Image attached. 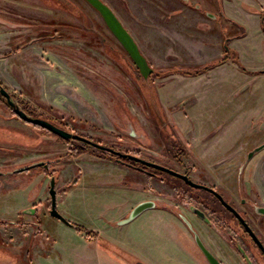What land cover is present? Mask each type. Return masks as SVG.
I'll return each instance as SVG.
<instances>
[{
	"label": "rangeland",
	"instance_id": "obj_1",
	"mask_svg": "<svg viewBox=\"0 0 264 264\" xmlns=\"http://www.w3.org/2000/svg\"><path fill=\"white\" fill-rule=\"evenodd\" d=\"M104 1L148 59V78L86 0H0V85L30 116L174 169L173 155L188 159L193 177L227 195L264 242V215L255 211L264 204V149L248 157L264 143V71L257 72L264 70V0H198L202 30L191 16L196 10L174 16L157 13L150 0ZM219 11L220 20L211 21ZM224 37L239 63L229 57L231 63L194 74L221 56ZM76 145L84 144L19 118L0 93V264H170L171 245L180 248L166 243L159 220L122 224L120 214L152 197V186L159 196L176 188L169 181H182L155 183L100 159L93 147L69 153ZM48 160L51 170L13 172ZM51 174L60 211L89 230L50 215ZM220 212H210L209 224L198 220L206 245L228 264H248L236 243L250 264H264L231 215ZM110 234L131 248L123 253ZM194 254L190 246L186 256Z\"/></svg>",
	"mask_w": 264,
	"mask_h": 264
},
{
	"label": "flooded vegetation",
	"instance_id": "obj_2",
	"mask_svg": "<svg viewBox=\"0 0 264 264\" xmlns=\"http://www.w3.org/2000/svg\"><path fill=\"white\" fill-rule=\"evenodd\" d=\"M185 1L186 2H183V1L182 2L184 4L186 3V5H188L192 9L198 11L200 13V15L205 20L206 14L203 11V8H205L203 2L200 3L198 0L194 1V2L193 1L191 2V0H185ZM222 9H223V14H224V7ZM219 13H220V11L217 12V14H215V16L212 15L211 17L210 16H207V17L208 18L210 17L211 21H218V20H220ZM258 17L260 19L261 27L264 31V10L260 11V13L258 14ZM228 20H231V19H228ZM231 21H233V20H231ZM240 26H242V25H240ZM200 30H202V28ZM214 33H216V32L214 31ZM218 33H219V31H218ZM243 34H245V32L243 33L241 31V33H236L235 38L241 37ZM230 41H231V38L224 37L223 46H222L223 52H222L221 56L216 58V60H218L222 57L228 56L231 58L230 59V60H232L231 62H236V58H238V56H237V53L235 51V48H233L229 45ZM233 53H236V56L231 57V54H233ZM227 60L204 70V72L208 71V70H212L216 66L226 64V63H231V62H227ZM212 63L213 62H207L206 64L202 65V67L208 66ZM240 67L242 69V67H244V66H240ZM259 71H264V70H259ZM204 72L198 73L197 75H201ZM15 115H17V114L15 113ZM43 119H45V118H43ZM45 120L51 122L48 119H45ZM51 123H53V122H51ZM54 125H56V124H54ZM36 126H39V125H36ZM56 126L59 128H62L58 125H56ZM39 127L47 130L48 133L51 134V137L54 136L58 139L78 141V142H82L84 144V145L71 146L69 148V153H71V154L75 153V151H79L78 155L81 156L85 153H90L89 148L93 147V148H96V149L101 151L102 157H100V159L106 161L107 163H111L112 165H114L118 168L119 167H121V169L127 168V169H129V170H131L137 174H140V175L143 174V175L149 177V179L155 181V183L156 182L166 183L168 181L167 178H169V179L178 178L182 181V182L169 181L168 182L169 185H172V183H177V185H175L176 188H173L174 186H170L171 188L168 189L165 192V194L158 192V195L161 196L160 198L164 199V203H161L163 201L158 202V200L160 198H159V196H156L157 193L154 194L156 189H155V186H152V188H151L152 190H150V192L153 196L149 197L147 199H143L142 201L139 200L140 202L149 201L152 203V205L150 207H148L147 209H145L144 211H142L140 214H138L131 221H129V222H132L136 218L141 217L144 213H146V211H149V213L146 215L147 217H151L152 219L155 218V221L159 220L161 230H165L166 236L164 239L167 240L166 243L171 245L172 241H174V243H176L178 245V247L180 248L179 250L181 251V252L175 251V248L171 245L172 249L170 251L171 252L170 254H171V260L172 261L170 264H210V262L208 261V259L206 258V256L204 255V253L202 252V250L200 249V247L196 241V235H199V237L201 238L203 243L206 245V243L204 242V238L200 234L199 227H197V224H199V221L206 223V224L211 223L212 219L209 215L210 212L212 214H215L216 212H220V211H224V212L226 211L225 212L226 214L228 213L229 215H231L230 220L233 222L234 226H238L242 230L243 238L249 240L248 243H249L251 249L253 246L254 249L256 250V252L259 253L260 256L264 260V242L261 239L260 235L253 228V226L249 223L246 216H244V214L238 208H236V206L232 203V201L228 198V196L225 195L223 192H221L220 190H217L216 188H214L212 186H209L205 183H202V181L198 180L197 178H194L193 172H190L191 168L188 165V163H189L187 161L188 159H185L184 157H179L176 154L173 155L172 161H173L175 167H177V169H174L172 167H168L167 165H164L162 162L160 163L156 160H151L148 158L146 159L144 157H141L140 154L137 152L136 153L123 152V151L117 149L116 147L105 145V144H102L100 142L94 141L90 137H86V136L81 135L75 131H71V130H67L65 128H62L64 130L72 133L73 135L78 136V137L73 136L71 138H64V137H62V136H60V135H58V134H56V133H54V132H52V131H50V130L42 127V126H39ZM140 159H143V160L164 166L170 170H173L177 173H180L183 176H187L188 179L186 180L185 178H183L181 176L175 175L173 173H170L168 171L156 168V167L151 166V165H147L146 163H143ZM44 162H45V164L42 166H39V167H43L47 171L51 170L52 169L51 168V161L48 160V161H44ZM46 164H48V166H46ZM192 164H195V162L193 161ZM52 176H55V178H56L55 188L57 191V209L59 210L60 213H62L59 209V206H58L59 201H60V193L57 189V184H58L57 181L58 180H57V177L55 174H51L50 175V181H51ZM78 179H79L78 177L75 178V180L72 182V184H73L72 186H74L78 183ZM50 181H49V194H50ZM189 181H192V182L197 183V184L202 185V186H200V187L194 186V185L190 184ZM188 193H190V194L196 193V195L195 196L191 195V197H188ZM204 194H206V196ZM50 197H51V194H50ZM174 197H176V198L174 199ZM189 198H190V202L188 201ZM51 203H52V198H51ZM183 203L185 205H183ZM241 203L244 204L245 199H242ZM136 204H138V201ZM227 204L230 205V207L227 206ZM263 207H264V204L255 206V211L259 214L264 215V213H262L258 210L259 208H263ZM133 209H134V207H132V209H130V210L132 211ZM130 210L125 215H123L122 213L120 214V216H121L120 223L123 224V221L128 218V216L131 213ZM237 214H239V215H237ZM62 215L69 221V224H67L58 218L64 224H66V225H68V226H70V227H72L78 231H82V230H79V228H78L79 226L85 230H89V229H86L85 227H83L81 224L73 221L72 219H68L65 216V214L62 213ZM129 222H127V223H129ZM255 237L258 240H256ZM107 240H109L111 242L121 241L120 242L121 243L120 250L123 253H125L127 250L126 248L129 247L128 244L124 243L125 241H123L121 238H119L118 236H116L114 234H110L109 236H107ZM190 246L193 247V249L195 251V254L190 257L191 260L186 256V254L188 252V248ZM206 247L218 258V260L222 264H228V261H226V259L222 258L219 254H216L215 252H213L207 245H206ZM233 247L241 255L243 253L244 259L246 260V262L248 264H250V261H249L250 259L246 255L245 251L241 248V246L236 244V243H233ZM129 248H131V247H129ZM183 254L185 255V257ZM198 254H201L202 257H200V255H198ZM140 264H142V263H140Z\"/></svg>",
	"mask_w": 264,
	"mask_h": 264
},
{
	"label": "water",
	"instance_id": "obj_3",
	"mask_svg": "<svg viewBox=\"0 0 264 264\" xmlns=\"http://www.w3.org/2000/svg\"><path fill=\"white\" fill-rule=\"evenodd\" d=\"M92 7H94L102 16L105 24L109 28V30L112 32V34L118 39V41L122 44V46L125 48V50L128 52L130 57L133 59L134 63L137 65L140 73L144 78H148L152 73H153V68L151 67L148 59L146 56L142 53L138 43L134 39L133 35L130 33V31L126 28V26L123 24V22L120 20L118 15L115 13V11L104 1V0H86ZM0 93L6 97L7 102L10 106L13 107L15 113L24 121H27L29 123L35 124L42 126L64 138H71L73 136L78 137L76 135H73L72 133L57 127L53 123L40 118V117H33L28 115L24 110L18 109L16 104L12 101L10 93L0 85ZM264 149V143L257 146L254 148L250 154L248 155L249 158H251L254 154L259 152L260 150ZM143 163H146L147 165L154 166L156 168L168 171L170 173H173L175 175L181 176L185 178L186 180L188 179L187 176H183L180 173H177L173 170H170L164 166L140 159ZM44 161H37L34 163H31L29 165L19 167L13 170L14 173H20L35 167H39L44 165ZM48 166V164H46ZM2 174V172H0ZM190 184L194 186H202L197 183H194L192 181H189ZM56 185V178L55 176H52L51 181H50V194L52 198V203H51V209H50V215L56 218L61 219L65 223L69 224V221L62 215V213L59 212L57 209V191L55 188ZM207 188V187H206ZM152 205L151 202L145 201L141 202L138 204L134 209L131 211L130 215L128 216L127 219L123 221V223H127L131 221L133 218H135L138 214H140L142 211L147 209ZM227 206L230 207V205L227 204ZM260 212L264 213V207L258 209ZM239 215V214H237ZM256 240H258L255 237ZM196 241L210 262V264H222L218 258L206 247V245L203 243L199 235H196Z\"/></svg>",
	"mask_w": 264,
	"mask_h": 264
},
{
	"label": "crops",
	"instance_id": "obj_4",
	"mask_svg": "<svg viewBox=\"0 0 264 264\" xmlns=\"http://www.w3.org/2000/svg\"><path fill=\"white\" fill-rule=\"evenodd\" d=\"M186 2L185 0H150V2L152 3V6H154V9L156 10L157 13H161V11H166L168 12L170 15H176L177 13H183L185 11H194V9L190 8L188 5H186V3L184 4L183 2ZM194 2V0H191V2ZM196 1V0H195ZM180 2V3H179ZM144 3V1H143ZM140 4V3H139ZM179 4H181L182 6L180 7ZM141 5V4H140ZM172 5H176L178 6V8L176 9H171L170 11L167 10L165 7L168 6H172ZM110 6V4H109ZM144 6V5H143ZM111 7V6H110ZM167 13V14H168ZM189 15V13H188ZM192 18H194L195 20V27L197 28V26L202 27L204 24V18L200 15V13L198 11H194L193 14H191ZM197 28V30H199L200 28ZM202 33V32H201ZM202 36L204 37V33H202ZM203 44H205L203 42ZM219 49V48H218ZM221 55V54H220ZM227 64V63H226ZM142 201V200H140ZM140 201H138V204L141 203ZM137 202H131V204L128 206L127 210H125L124 212H122L123 215L127 214V212L132 209V207H135ZM131 211V210H130ZM149 213V211H146V213H144L142 216H146ZM72 228V227H71ZM76 230V229H75ZM165 235V230H161ZM165 237V236H164Z\"/></svg>",
	"mask_w": 264,
	"mask_h": 264
},
{
	"label": "trees",
	"instance_id": "obj_5",
	"mask_svg": "<svg viewBox=\"0 0 264 264\" xmlns=\"http://www.w3.org/2000/svg\"><path fill=\"white\" fill-rule=\"evenodd\" d=\"M229 51V50H228ZM229 57L228 56H226V57H222V58H220V59H218V60H216L215 62H213L212 64H210V65H208V66H205V67H202V68H197V70L194 72V74H198V73H201V72H204V70H206V69H208V68H210V67H212V66H215V65H217V64H219V63H222L223 61H225V60H227ZM236 62H238L239 63V59L238 58H236ZM240 66H242V65H240ZM244 70H245V68L244 67H242ZM257 72H260V71H257ZM142 75V74H141ZM79 228V230H84L82 227H78Z\"/></svg>",
	"mask_w": 264,
	"mask_h": 264
}]
</instances>
